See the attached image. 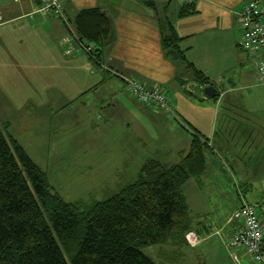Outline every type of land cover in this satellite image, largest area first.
<instances>
[{
	"label": "crops",
	"instance_id": "obj_1",
	"mask_svg": "<svg viewBox=\"0 0 264 264\" xmlns=\"http://www.w3.org/2000/svg\"><path fill=\"white\" fill-rule=\"evenodd\" d=\"M248 1L63 0L65 14L71 21L67 25L62 19L34 13L41 0H0V66L6 67L10 76L21 68L25 77L32 78L39 87L44 82H54L58 89L54 94L65 104L69 103L66 97L78 100L86 96L92 102L111 105L102 121L105 130L92 131L88 137L92 143L99 140L102 146L106 144L108 150L116 143L115 150L122 151L117 159L123 161L137 158L135 152L148 148L157 154L147 161L156 159L170 164L163 161L160 153L174 152L180 158L190 148L192 128L203 134L212 148L215 145L216 150L229 151L214 139L223 114L230 119L227 123L231 135L239 143L243 141L241 148L249 143L250 148L257 146L258 151H264V84L258 82L256 67L260 55L240 46V14ZM258 1L264 9V0ZM191 3L197 12L180 17V9ZM91 7L101 8L114 26V40L104 48L100 65L90 60L75 40V54L64 53L65 39L77 33V14ZM166 20L172 22L180 36L186 59L220 92L217 98L204 93L205 86L194 80L193 72L183 62L167 56L162 35L168 30L161 25ZM47 72H53V77ZM125 76L136 77L149 88L163 87L170 109L132 98L125 88ZM237 91L236 96L246 92L247 103L242 108L246 107L247 113L223 112V99L228 100ZM46 92L44 88V97ZM41 100L45 98L39 97ZM260 121L263 138H254V134L261 133L257 127L260 123H256ZM113 125L116 132L110 131ZM234 150L231 147L230 153ZM235 159L232 154V162ZM241 194L242 203H260L264 199V190L251 200ZM236 219L220 226L227 247L233 231L243 223ZM214 223L203 222L197 229L208 232L210 226L217 227ZM221 229L217 227L213 233L218 234Z\"/></svg>",
	"mask_w": 264,
	"mask_h": 264
},
{
	"label": "trees",
	"instance_id": "obj_2",
	"mask_svg": "<svg viewBox=\"0 0 264 264\" xmlns=\"http://www.w3.org/2000/svg\"><path fill=\"white\" fill-rule=\"evenodd\" d=\"M195 12L191 3L179 16ZM62 20L71 23L66 14ZM75 25L79 41L93 46L84 51L88 58L102 64L104 48L114 40L111 19L101 8L91 7L77 14ZM161 25L168 30L162 35L167 56L183 62L200 85H212L186 59L172 22ZM219 95L218 91L213 98ZM192 130L190 148L178 162L148 160L134 181L103 199L67 201L10 132L9 122H0V264H156L144 247L164 242L196 246L187 234L201 238L202 233L195 227L185 186L206 171L213 148L203 134Z\"/></svg>",
	"mask_w": 264,
	"mask_h": 264
},
{
	"label": "rangeland",
	"instance_id": "obj_3",
	"mask_svg": "<svg viewBox=\"0 0 264 264\" xmlns=\"http://www.w3.org/2000/svg\"><path fill=\"white\" fill-rule=\"evenodd\" d=\"M19 69L10 76L6 67L0 66V122H9L10 132L47 171L54 190L67 201L91 196L103 199L134 181L146 159L157 154L146 148L141 153L135 152L137 158L117 159L122 151L115 150L116 143L108 150L106 144L102 146L99 140L92 143L88 137L92 131H103L102 121L111 105L92 102L86 96L78 100L66 97L69 103L65 104L54 94L58 90L54 82H44V86L39 87ZM44 88L48 92L45 97ZM237 94L238 91L228 100L223 99V112L247 113L246 107L242 108L247 103L246 92ZM39 97L45 100L39 101ZM227 121L230 119L223 114L214 139L229 151L216 150L214 145L213 152L208 153V169L198 179H190L185 186L197 228L203 222H215L221 229L224 223L237 221L234 209L242 204L241 193L251 200L264 190V151H258L260 147L257 146L250 148L249 143L241 148L243 141L239 143L231 135ZM256 123H260L257 127L262 124L261 121ZM110 131L116 132L114 125ZM261 134L262 129L253 137L263 138ZM231 147L235 150L230 153ZM232 154L236 158L234 162ZM160 155L170 164L180 160L179 154L174 152ZM247 170L249 174H245ZM217 227L210 226L208 232H201L200 237L204 238L201 242L199 238V241H192L187 237L189 243L196 246L164 242L144 247L143 252L156 264H237L222 238V229V233H213Z\"/></svg>",
	"mask_w": 264,
	"mask_h": 264
},
{
	"label": "built area",
	"instance_id": "obj_4",
	"mask_svg": "<svg viewBox=\"0 0 264 264\" xmlns=\"http://www.w3.org/2000/svg\"><path fill=\"white\" fill-rule=\"evenodd\" d=\"M34 13L55 18H65L63 0H41ZM242 36L240 46L247 52L258 53L256 63L258 81L264 84V9L258 0H249L240 14ZM1 23V18H0ZM83 51L89 52L92 45L79 41L76 34L72 33L65 39V55H73L75 48L72 41ZM126 90L130 95L146 105H155L169 109V100L161 87L149 88L144 82L133 76H125ZM264 199L260 203L244 202L235 212V217L242 220V225L230 236L228 247L237 264H264ZM190 240L199 241L194 232H189ZM199 238V239H198ZM201 241V239H200ZM243 252V255L240 253Z\"/></svg>",
	"mask_w": 264,
	"mask_h": 264
},
{
	"label": "water",
	"instance_id": "obj_5",
	"mask_svg": "<svg viewBox=\"0 0 264 264\" xmlns=\"http://www.w3.org/2000/svg\"><path fill=\"white\" fill-rule=\"evenodd\" d=\"M204 93L209 97H215L218 93V90L213 85H209L204 88Z\"/></svg>",
	"mask_w": 264,
	"mask_h": 264
}]
</instances>
